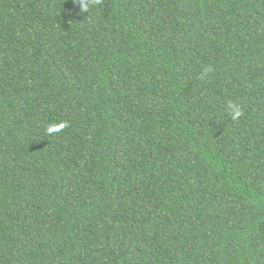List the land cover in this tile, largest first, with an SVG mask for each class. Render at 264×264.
<instances>
[{
	"label": "trees",
	"instance_id": "obj_1",
	"mask_svg": "<svg viewBox=\"0 0 264 264\" xmlns=\"http://www.w3.org/2000/svg\"><path fill=\"white\" fill-rule=\"evenodd\" d=\"M0 264H264V0H0Z\"/></svg>",
	"mask_w": 264,
	"mask_h": 264
},
{
	"label": "clouds",
	"instance_id": "obj_2",
	"mask_svg": "<svg viewBox=\"0 0 264 264\" xmlns=\"http://www.w3.org/2000/svg\"><path fill=\"white\" fill-rule=\"evenodd\" d=\"M98 3L99 0H96ZM84 10H87V7H84ZM207 71H211V69H207ZM229 107L232 108V118L235 120L243 115V110L239 106H233L231 103L229 104ZM66 125L65 124H59V125H51L48 127L47 132L48 134H54L61 129H63Z\"/></svg>",
	"mask_w": 264,
	"mask_h": 264
}]
</instances>
